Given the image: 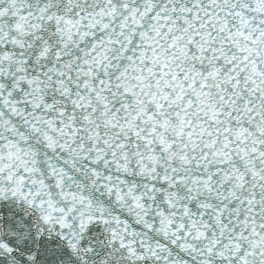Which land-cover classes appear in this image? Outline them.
Masks as SVG:
<instances>
[{
  "label": "snow or ice",
  "instance_id": "obj_1",
  "mask_svg": "<svg viewBox=\"0 0 264 264\" xmlns=\"http://www.w3.org/2000/svg\"><path fill=\"white\" fill-rule=\"evenodd\" d=\"M0 264H264V0H0Z\"/></svg>",
  "mask_w": 264,
  "mask_h": 264
}]
</instances>
